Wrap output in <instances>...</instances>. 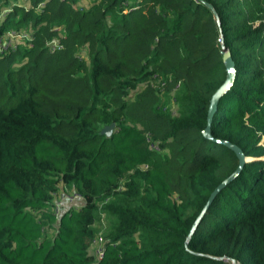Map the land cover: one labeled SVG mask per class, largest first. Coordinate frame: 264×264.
<instances>
[{
  "label": "trees",
  "instance_id": "1",
  "mask_svg": "<svg viewBox=\"0 0 264 264\" xmlns=\"http://www.w3.org/2000/svg\"><path fill=\"white\" fill-rule=\"evenodd\" d=\"M9 32L27 38L0 51V264H264V0H0ZM219 40L235 78L210 134L248 160L193 230L238 166L201 134ZM60 194L81 204L57 216Z\"/></svg>",
  "mask_w": 264,
  "mask_h": 264
},
{
  "label": "water",
  "instance_id": "2",
  "mask_svg": "<svg viewBox=\"0 0 264 264\" xmlns=\"http://www.w3.org/2000/svg\"><path fill=\"white\" fill-rule=\"evenodd\" d=\"M206 6L211 10V12L213 13V15L216 19L217 26L219 28V33H220V40H222L223 37H222V32H221V25H220L217 13L215 12V10L212 8L211 5L206 4ZM220 43H221L220 52H221L222 61H223L224 67H225L226 77H225V80L222 83V85L213 93V95L210 98L209 107H208V115H207V125L201 134L204 138H206L208 140H213V141L231 149L236 154V156L238 158V166L231 175H229L227 178H225L212 191V193L210 194V196H209L206 204L204 205L201 213L199 214L198 218L196 219L195 223L193 224V230L197 227L202 216L205 214V212L207 211V209L209 208L210 204L212 203L214 198L217 196V194L222 189H224L229 184V182H231L239 174V172L242 170L245 162L248 160L244 157L243 152L236 145L231 144L230 142H227V141H223V140H219V139H213L211 134H210L211 121H212L213 114L217 108V104H218L219 100L222 97H224L227 94V92L230 90V88L233 84L234 78H235L234 62L231 58L230 52H229L228 48L225 47V45L223 44V41H220ZM112 128H113V125H110L108 127V131H111ZM222 260L229 261L230 264H237L233 259L222 258Z\"/></svg>",
  "mask_w": 264,
  "mask_h": 264
},
{
  "label": "built area",
  "instance_id": "3",
  "mask_svg": "<svg viewBox=\"0 0 264 264\" xmlns=\"http://www.w3.org/2000/svg\"><path fill=\"white\" fill-rule=\"evenodd\" d=\"M25 38H27V35L24 33L23 34H16L15 32H9L6 35L5 41L4 42L0 41V51H2V49L10 47L16 41H21ZM47 46L49 47L50 50L60 48V46L58 45L57 42H49V43H47ZM151 147L158 150L156 145H152ZM65 196H66L65 202H67L68 205H73L75 202L80 201L82 199L79 194H74V195L65 194ZM61 208H62V202H59L57 205H55L54 211H55V214L57 216L60 214L59 212H60ZM104 242L105 241L100 237V235L97 238H95L92 242V250L94 251V253L98 259H101L104 255V249H103Z\"/></svg>",
  "mask_w": 264,
  "mask_h": 264
},
{
  "label": "rangeland",
  "instance_id": "4",
  "mask_svg": "<svg viewBox=\"0 0 264 264\" xmlns=\"http://www.w3.org/2000/svg\"><path fill=\"white\" fill-rule=\"evenodd\" d=\"M20 1V3L22 4L23 3V1L24 0H19ZM83 3V2H82ZM60 193H64L63 192V190H60L59 191ZM64 194H60V195H58V197H57V199H55L54 200V205H57L59 202H62V206H64V205H68L67 204V202H65L66 201V196L64 195ZM66 204H65V203ZM76 206H79V205H76ZM62 210V209H61ZM61 210H60V212H61ZM107 225H108V222H107V220L104 218V221H103V225L102 224H98V226H99V230H101L100 231V233H101V235H105V231H106V228H107Z\"/></svg>",
  "mask_w": 264,
  "mask_h": 264
},
{
  "label": "crops",
  "instance_id": "5",
  "mask_svg": "<svg viewBox=\"0 0 264 264\" xmlns=\"http://www.w3.org/2000/svg\"><path fill=\"white\" fill-rule=\"evenodd\" d=\"M80 204H81V201H77L72 206H75L76 207V205H80Z\"/></svg>",
  "mask_w": 264,
  "mask_h": 264
}]
</instances>
